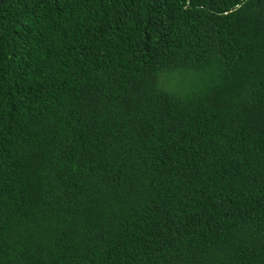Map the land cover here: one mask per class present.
Returning a JSON list of instances; mask_svg holds the SVG:
<instances>
[{"label":"trees","instance_id":"16d2710c","mask_svg":"<svg viewBox=\"0 0 264 264\" xmlns=\"http://www.w3.org/2000/svg\"><path fill=\"white\" fill-rule=\"evenodd\" d=\"M0 1V264H264V0Z\"/></svg>","mask_w":264,"mask_h":264},{"label":"water","instance_id":"95a60500","mask_svg":"<svg viewBox=\"0 0 264 264\" xmlns=\"http://www.w3.org/2000/svg\"><path fill=\"white\" fill-rule=\"evenodd\" d=\"M1 2H2V1H0V6H1Z\"/></svg>","mask_w":264,"mask_h":264}]
</instances>
